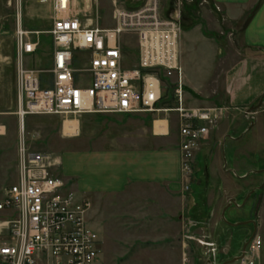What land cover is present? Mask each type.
<instances>
[{"label": "rangeland", "instance_id": "374dc122", "mask_svg": "<svg viewBox=\"0 0 264 264\" xmlns=\"http://www.w3.org/2000/svg\"><path fill=\"white\" fill-rule=\"evenodd\" d=\"M74 1L76 11L81 8L82 14L94 18L100 25L113 26L115 5L135 8L144 0ZM175 1L177 0H161L162 12L166 17L172 15ZM180 1L182 7L185 5L183 23L189 25L193 22L189 8L194 5H191L192 0ZM195 13L193 15L201 19L206 30L216 32L219 37L215 38L219 49L216 54L218 71L209 84L210 96L206 98L210 100L209 105L224 109L223 113L209 124V133L201 137L190 152L183 150L182 139L180 149L184 178L181 190L171 192L165 185L135 184L121 194L92 199L88 220L102 238L98 264H209L214 259L222 264L232 259L234 253L241 255L244 241L252 234L251 225L232 226L225 222L222 211L231 198L236 197L239 204L243 203L247 193L260 184L262 175L254 174L247 180H240L235 174L226 172L223 168L222 143L225 137L230 138L226 144L228 167L238 168L240 174L250 168L264 167V103L250 112L249 108L258 104L259 100L250 106L232 104L223 80L224 71L231 65L230 56L235 51L236 43H233V37L228 34L227 29L218 26L219 17L213 10H204L201 5ZM20 14L25 30L39 32L31 34L33 39L40 41V46L30 58V66L40 69L42 77L49 79L53 58L50 30L55 15L51 1L0 0V200L5 189L19 179L22 137H25L29 151L59 156L61 150L74 148L73 141L62 137V118L74 115H27L24 125L21 123L17 103L16 58ZM189 52V72L196 79L206 80L213 62L209 57L210 45L197 41L195 49ZM87 61L86 53L76 52V68L86 66ZM135 61L134 59L131 65ZM76 79L80 84L88 85L91 76L88 73H77ZM175 81L174 76L170 78V82L167 81V86L164 87L166 96H171L174 92ZM186 106L188 107L187 103ZM251 116L257 118V125L251 127L241 141H234L232 137L249 129ZM179 129L181 133V123ZM58 166L60 165L55 167ZM53 174L60 176V171L56 169ZM66 184L68 189L67 181ZM191 186L198 193L196 202L192 198H186V192ZM252 196L245 206L230 207L226 212V219L235 223L254 217L255 201L259 202L264 198V188ZM251 200H254L253 203ZM3 217L5 214L0 211V220ZM210 232L214 239L209 238ZM4 240L5 236H0V244ZM249 248L250 245L247 250ZM260 248L261 246L257 260L259 264H263ZM0 264L5 263L0 261ZM233 264L238 263L236 261Z\"/></svg>", "mask_w": 264, "mask_h": 264}, {"label": "built area", "instance_id": "2783aa9c", "mask_svg": "<svg viewBox=\"0 0 264 264\" xmlns=\"http://www.w3.org/2000/svg\"><path fill=\"white\" fill-rule=\"evenodd\" d=\"M44 2L46 0H39ZM55 20L53 63L50 77L29 67L40 41L23 28L20 14L16 38L18 114L80 115L85 112L139 113L176 111L181 119L183 150L190 152L209 133V124L223 110L190 108L185 104L184 69L180 61V13L166 17L161 0H144L135 8L115 5L113 26L75 10L74 0H50ZM139 51L131 65L130 49ZM76 52L88 56L87 65L75 67ZM77 73H88V85L77 82ZM176 77L175 106H162L164 87ZM24 130V129H23ZM19 179L5 189L0 200V261L5 264H98L102 238L89 222L91 203L67 189L66 181L52 168L58 156L29 151L20 143ZM261 239L256 236L238 264H259Z\"/></svg>", "mask_w": 264, "mask_h": 264}, {"label": "crops", "instance_id": "0c3cea01", "mask_svg": "<svg viewBox=\"0 0 264 264\" xmlns=\"http://www.w3.org/2000/svg\"><path fill=\"white\" fill-rule=\"evenodd\" d=\"M260 1L251 22L245 30H241ZM174 5L173 13L178 12L181 16L180 61L184 69L185 104L192 108L213 107L206 97L210 96L209 84L218 71L216 54L219 49L215 40L218 36L216 32L207 31L201 19L193 15L201 5L204 10L215 12L219 17L218 26L227 29L233 43H236L235 51L230 56L231 65L224 71L223 80L230 101L235 106H250L256 100L260 101L264 95V0H192L194 7L190 6L189 10L193 22L189 25L183 23L185 5L182 7L180 0L175 1ZM78 9L82 15L81 8ZM197 41L206 42L211 48L209 57L213 62L208 78L204 80L207 84L189 72L187 55L195 49ZM135 47L129 51L132 61L136 60L134 65L139 63V51L137 45ZM33 56L28 57L29 67H33L29 64ZM161 104L175 106L174 92L166 96L165 91ZM158 121L162 122L161 131L156 129ZM180 123V115L176 111L125 114L85 112L64 117L62 137L73 141L74 148L59 152L60 166L53 167L52 173L58 169L60 176L54 175L66 180L68 189L79 199L88 200L91 205L92 199L121 194L135 184L165 185L171 192H177L183 188L184 178ZM196 194V188L191 186L186 198L196 202ZM255 202L256 214L252 219L256 221V236L262 241L260 255L264 264V198ZM209 238L214 239L212 232ZM238 255L234 253L232 257Z\"/></svg>", "mask_w": 264, "mask_h": 264}, {"label": "flooded vegetation", "instance_id": "af4514ba", "mask_svg": "<svg viewBox=\"0 0 264 264\" xmlns=\"http://www.w3.org/2000/svg\"><path fill=\"white\" fill-rule=\"evenodd\" d=\"M251 123H250V127H249V129H247L246 131H243L241 134H239L238 136H236L235 138L234 137H232V139H234V141H236V142H239V141H241L245 136H246V134L249 132V130H250V128L251 127H253V126H255V125H257V122H258V120H257V118H255V116H251ZM228 139H230V138H228V137H225L224 138V140H223V143H222V153H223V159H224V166H223V168H224V170L226 171V172H231V173H233V174H235V176L238 178V179H240V180H247V179H249V178H251L254 174H256V175H262V180H261V182H260V184H258V185H256V186H254L249 192H251L252 190H254L255 189V192H253L252 194H251V196L250 197H252V195L253 194H255L258 190H260V189H263L264 188V167H261V168H250V169H248L243 175L242 174H240V172H239V169L238 168H236V167H228V163H229V160H228V157H227V150H226V144H227V140ZM206 164H207V161H206ZM207 173L209 174V166L207 165ZM249 192L247 193V195L249 194ZM246 195V196H247ZM246 196H245V198H246ZM249 197V198H250ZM234 198H236V197H234ZM237 200V199H236ZM228 204V203H227ZM239 204V203H238ZM242 204V203H241ZM241 204H239V205H241ZM234 205V204H233ZM232 205V206H233ZM232 206H230V207H232ZM235 206V205H234ZM229 207V208H230ZM225 208V207H224ZM223 208V209H224ZM228 208V209H229ZM241 208V207H240ZM223 212V211H222ZM227 212V211H226ZM223 218V217H222ZM245 220H254V219H242V220H239V221H237V222H240V221H245ZM229 221V220H228ZM231 222V221H230ZM256 222V221H255ZM236 223V222H235ZM248 225H251L252 227H253V231H252V233L254 232V230H255V225L254 224H248ZM257 233V232H256ZM252 235V234H251ZM250 235V236H251ZM250 236H248L247 237V241H248V239H249V237ZM256 236V235H255ZM255 237H253V239H254ZM253 239L250 241V243L253 241ZM247 241H244V243H243V247H244V244L247 242ZM250 243L248 244V246H247V248L249 247V245H250ZM247 248H246V250H247ZM245 250V251H246ZM234 258V257H233ZM209 264H218V262L214 259V260H210V263ZM223 264V263H222Z\"/></svg>", "mask_w": 264, "mask_h": 264}, {"label": "water", "instance_id": "95a60500", "mask_svg": "<svg viewBox=\"0 0 264 264\" xmlns=\"http://www.w3.org/2000/svg\"><path fill=\"white\" fill-rule=\"evenodd\" d=\"M260 3H261V1L258 2L257 5L255 6V8L252 10L250 16L246 19V21H245L244 25L242 26L241 30H245V29L247 28V26L249 25V23L251 22V20H252V18H253V16H254L256 10L259 8ZM263 100H264V95H263L262 98L260 99L259 103H258L257 105L251 106V107L249 108L248 111L250 112V111L256 110V109H258L259 107H261V105H262V103H263ZM253 192H255V189L252 190L251 192H249V194L246 196L245 200L243 201V203H242L241 205L238 204L236 198H231V199L229 200L228 204H227V205L225 206V208L223 209L222 217H223V219L225 220V222H227L229 225H232V226H239V225H247V224H251V223L255 225V230H254V232H253L252 235L249 237L248 241L244 244L242 254L239 255V256H236V257H234V258H232V259H230V260L225 261L223 264H233V263H235L237 260H239V259L244 255L245 250H246L248 244L250 243V241H251V240L253 239V237H255V235H256L257 227H256V222H255V220H245V221H240V222L233 223V222H230V221H228V220L226 219V211L228 210V208H229L230 206H232L233 204H234L235 206H237V207H243V206L245 205L246 201L249 199V197L251 196V194H252ZM209 263H210V262H209Z\"/></svg>", "mask_w": 264, "mask_h": 264}, {"label": "bare ground", "instance_id": "6f19581e", "mask_svg": "<svg viewBox=\"0 0 264 264\" xmlns=\"http://www.w3.org/2000/svg\"><path fill=\"white\" fill-rule=\"evenodd\" d=\"M161 124H162L161 121H158V122L156 123V126H157L156 129H157V131H161V130H162V127H161L162 125H161Z\"/></svg>", "mask_w": 264, "mask_h": 264}]
</instances>
